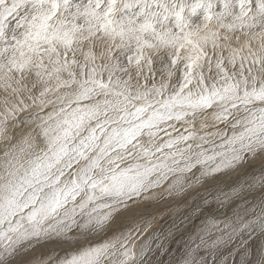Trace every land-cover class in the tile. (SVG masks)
I'll list each match as a JSON object with an SVG mask.
<instances>
[{
    "label": "snow or ice",
    "instance_id": "1",
    "mask_svg": "<svg viewBox=\"0 0 264 264\" xmlns=\"http://www.w3.org/2000/svg\"><path fill=\"white\" fill-rule=\"evenodd\" d=\"M0 142V264H264L239 180L136 244L165 194L264 188V0H0Z\"/></svg>",
    "mask_w": 264,
    "mask_h": 264
},
{
    "label": "rangeland",
    "instance_id": "2",
    "mask_svg": "<svg viewBox=\"0 0 264 264\" xmlns=\"http://www.w3.org/2000/svg\"><path fill=\"white\" fill-rule=\"evenodd\" d=\"M2 147L3 143L0 142V148ZM237 180H239V182L245 186L242 188L239 195L228 203V210L223 215H230L231 209L235 208L237 205L242 206L240 210L245 216L253 214L249 213L248 210L254 206H256L257 211H259L261 207H264V204L261 203L264 201V188L250 189L247 187L248 181L243 180V178L239 176V173L231 174L229 177L224 178L221 182H218L216 188H212L211 186H196L183 198H170L165 194L163 200L159 204V210L155 213L157 217L155 223L146 233H144L140 240L136 241V244L139 245L143 239H147L155 232L162 233V242L169 238V232L174 233L175 235L173 242L170 246L172 249H175L178 245V242L182 240L183 242L187 243V237L189 235H199L197 232V225L199 224L202 217H199L195 214L197 207L205 208V210L209 211L218 208V206L215 204V201H213V209H207L203 204L202 198L210 199L211 197H209L208 194L219 192L220 189L227 191L229 185L236 182ZM214 214H216L218 218H223L219 212H214ZM182 221H190L189 226L185 227V224L182 223ZM180 229L183 231L181 232ZM198 242L199 241L197 239L195 243ZM158 256L159 251L157 250L149 264H175V256H173L171 253L168 256H165L162 260H158Z\"/></svg>",
    "mask_w": 264,
    "mask_h": 264
}]
</instances>
